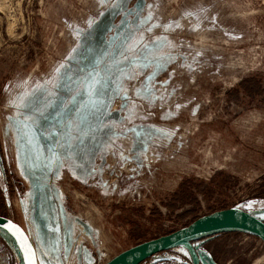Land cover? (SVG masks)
<instances>
[{
  "label": "rangeland",
  "instance_id": "rangeland-1",
  "mask_svg": "<svg viewBox=\"0 0 264 264\" xmlns=\"http://www.w3.org/2000/svg\"><path fill=\"white\" fill-rule=\"evenodd\" d=\"M230 206L264 218V0H0V214L39 264ZM6 235L0 264H23ZM191 244L142 264H264L244 229Z\"/></svg>",
  "mask_w": 264,
  "mask_h": 264
},
{
  "label": "water",
  "instance_id": "water-1",
  "mask_svg": "<svg viewBox=\"0 0 264 264\" xmlns=\"http://www.w3.org/2000/svg\"><path fill=\"white\" fill-rule=\"evenodd\" d=\"M230 228L247 230L264 243V218L239 206H230L199 216L168 234L158 236L118 253L105 264H142L151 257L180 245H190L194 237ZM0 229L15 241L23 264H39L38 251L28 231L13 218L0 214ZM195 264H198L197 262Z\"/></svg>",
  "mask_w": 264,
  "mask_h": 264
},
{
  "label": "crops",
  "instance_id": "crops-1",
  "mask_svg": "<svg viewBox=\"0 0 264 264\" xmlns=\"http://www.w3.org/2000/svg\"><path fill=\"white\" fill-rule=\"evenodd\" d=\"M198 12H199V11H198ZM198 12L192 11L191 14H190V16H191L193 19L195 18V21H197V19H198L199 17L203 18V17H202V14L200 15V13H198ZM210 16L213 18V21H214V22H215V21H218V19L216 20V16H214L213 14L210 15ZM207 20H208V19H207ZM203 21H204V19H203ZM218 25H219V21H218ZM211 26H212V25H211ZM212 28H213V26H212ZM214 28H215V27H214ZM227 29H228V27L224 25L223 28H222L223 33H224V36H226L225 34L233 35V31H228Z\"/></svg>",
  "mask_w": 264,
  "mask_h": 264
},
{
  "label": "trees",
  "instance_id": "trees-1",
  "mask_svg": "<svg viewBox=\"0 0 264 264\" xmlns=\"http://www.w3.org/2000/svg\"><path fill=\"white\" fill-rule=\"evenodd\" d=\"M0 232L3 233L4 235H6V233L0 229ZM8 237V235H6ZM9 238V237H8ZM170 250V249H169ZM168 251V250H167Z\"/></svg>",
  "mask_w": 264,
  "mask_h": 264
},
{
  "label": "bare ground",
  "instance_id": "bare-ground-1",
  "mask_svg": "<svg viewBox=\"0 0 264 264\" xmlns=\"http://www.w3.org/2000/svg\"><path fill=\"white\" fill-rule=\"evenodd\" d=\"M12 239V238H11ZM13 240V239H12ZM14 241V240H13ZM15 242V241H14ZM19 254H20V252H19ZM20 257H21V254H20ZM21 260H22V257H21Z\"/></svg>",
  "mask_w": 264,
  "mask_h": 264
}]
</instances>
